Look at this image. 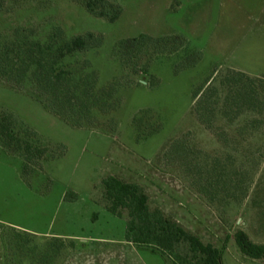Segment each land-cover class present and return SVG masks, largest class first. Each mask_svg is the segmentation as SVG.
I'll return each mask as SVG.
<instances>
[{
  "label": "rangeland",
  "instance_id": "obj_1",
  "mask_svg": "<svg viewBox=\"0 0 264 264\" xmlns=\"http://www.w3.org/2000/svg\"><path fill=\"white\" fill-rule=\"evenodd\" d=\"M105 1L119 10L113 23L75 0H0V45L16 30L39 42L57 29L66 39L91 34L99 48L75 60L111 93L110 114L91 112L76 127L30 88L0 81V118L43 151L22 172V158L0 148V264L175 263L125 241V213L105 210L106 177L136 185L150 212L222 249L221 264H264L241 256L231 239L239 230L264 246V101L259 116L228 124L219 115L226 72L264 83V0ZM141 35L166 40L163 54L147 45L129 63L119 60L116 44ZM209 77L212 127L224 143L190 111L191 94Z\"/></svg>",
  "mask_w": 264,
  "mask_h": 264
},
{
  "label": "trees",
  "instance_id": "obj_2",
  "mask_svg": "<svg viewBox=\"0 0 264 264\" xmlns=\"http://www.w3.org/2000/svg\"><path fill=\"white\" fill-rule=\"evenodd\" d=\"M75 1L86 14L95 19L113 23L119 16L118 8L105 0ZM167 44L166 40H150L141 35L118 42L113 51L116 55L120 53L119 60L129 63L143 47L150 45L154 52L163 54ZM171 44L174 45V42L171 41ZM99 46V39L91 34L66 39L57 29L43 42H39L22 37L20 31L16 30L9 43L0 45V81L16 90L30 88L33 92L31 97L35 100L41 98L42 104L49 111L52 107L51 113H56L57 118H67L74 126L79 127L84 122L90 123L91 112L111 113L107 106L111 93L106 92L103 87L97 90L96 77L89 71L87 62L75 60L77 56L96 50ZM172 50L175 51L174 48ZM172 52H168V55ZM211 77L191 94L190 111L199 125L207 131H213L217 142L224 143L221 131L215 130L214 133V112L212 106L207 104L212 95L207 90ZM220 86L225 90V95L219 115L226 123L232 124L245 114L261 115L264 83L254 82L241 73L228 71L220 79ZM256 124V118L249 119L248 126ZM12 127L8 117L0 118V148L6 154L20 156L24 163L22 172H25L28 164L41 159L43 151L18 137ZM136 130L140 131L138 128ZM241 130L238 129V132ZM172 143L173 147L178 146V141ZM183 152L181 146V154ZM100 186L106 212L117 219L122 213L126 215L124 239L127 243L150 248L151 253L157 250L161 255L172 256L175 259L173 264H221L222 249L202 245L196 237L165 220L158 211L150 212L145 195L136 185L106 177ZM231 239L244 258L251 261L264 258V246L252 244L241 231L236 230ZM179 251L181 257L178 255Z\"/></svg>",
  "mask_w": 264,
  "mask_h": 264
}]
</instances>
